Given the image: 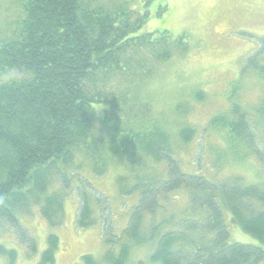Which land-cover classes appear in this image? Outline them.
Masks as SVG:
<instances>
[{"label": "trees", "instance_id": "16d2710c", "mask_svg": "<svg viewBox=\"0 0 264 264\" xmlns=\"http://www.w3.org/2000/svg\"><path fill=\"white\" fill-rule=\"evenodd\" d=\"M104 1L14 0L16 14L0 30V227L14 225L22 243L34 249L33 238L18 226L29 207L57 225L69 177L102 175L111 165L125 163L121 166L132 171L134 182L121 187L127 176H120V191L139 195L117 237L118 250H105L107 264H127L132 246L144 244L152 248L151 264H264V181L245 182L240 176L210 181L188 173L171 156V133L161 120L143 116V108L140 118L133 111L145 103L127 83L140 77L141 89L160 62L188 50L187 34L138 33L145 10L132 15L124 0ZM263 54L264 45L247 61L264 76V65L256 62ZM261 110L264 114V95ZM229 113L232 153L238 154L240 140L264 167V140L255 143L256 131L238 105H231ZM193 134L190 128L179 130L183 141ZM162 162L161 176L146 172L147 164ZM53 181L58 188L52 189ZM180 189L187 193L185 217L157 218L161 202ZM79 196L77 222L90 225L95 218L88 198ZM232 225L255 242L234 240ZM111 241L105 236L107 244ZM47 243L38 264L55 259L58 237L49 233ZM16 253L0 243L4 264H15ZM80 260L102 264L91 254Z\"/></svg>", "mask_w": 264, "mask_h": 264}, {"label": "rangeland", "instance_id": "374dc122", "mask_svg": "<svg viewBox=\"0 0 264 264\" xmlns=\"http://www.w3.org/2000/svg\"><path fill=\"white\" fill-rule=\"evenodd\" d=\"M124 6L132 15L146 11V20L138 33L165 29L170 35L183 33L189 38L188 50L174 52L169 59L160 62L141 89L140 77L134 76L135 83H127L136 98H142L145 103L142 106L137 104L133 111L140 118V108H143L147 110L143 116L152 115L161 120L171 133V156L188 173L210 181L240 176L245 182H263V165L244 145H240V140L238 154L232 153L235 142L226 130L231 121L229 108L238 105L256 131L255 143L264 140V114L261 110L264 76L247 61L264 45V0H124ZM16 11L14 0H0V30L6 29ZM256 62L264 65V54L258 56ZM197 93L201 97H197ZM215 118L219 120L212 123ZM182 128L193 130L189 141L181 140L179 130ZM117 165H111L102 175L81 174L82 166L75 173L80 172L78 175L69 177L71 185L66 189L63 216L57 218V225H50L34 206L20 216L18 226L33 238L34 249L30 248L28 241L22 243L17 227L3 223L0 243L16 250L15 264H38L49 233L58 237L52 264H81L82 254H91L97 261L107 264L105 250L109 247L118 250L120 240L117 237L121 236L130 208L139 195L138 191L130 194L120 191V176H127L126 185L121 187L129 188L134 181L131 170L122 167V163ZM146 172L161 176L165 172L163 162L160 165L147 164ZM55 187L58 188V183L53 181L52 189ZM79 193L88 198L95 218L90 225L80 226L77 222ZM186 194L185 189L170 193L161 202L163 211H158L157 218L172 216L171 220L176 221L185 217ZM230 232L234 240L255 242L236 225L230 227ZM105 236L112 240L110 244L105 242ZM151 251L146 244L132 246L127 264H151L147 262ZM5 261L0 255V264Z\"/></svg>", "mask_w": 264, "mask_h": 264}, {"label": "bare ground", "instance_id": "6f19581e", "mask_svg": "<svg viewBox=\"0 0 264 264\" xmlns=\"http://www.w3.org/2000/svg\"><path fill=\"white\" fill-rule=\"evenodd\" d=\"M11 9V8H10ZM126 9V8H125ZM251 72V71H250ZM250 79V78H249ZM252 90V89H251ZM231 92V91H230ZM251 100V99H250ZM196 108V107H195ZM224 109V108H223ZM207 110V109H206ZM193 113V112H192ZM244 124V123H243ZM209 140V139H208ZM216 142V141H215ZM104 157V156H103ZM199 180V179H198ZM140 183V182H139ZM227 184V183H226ZM249 185V184H248ZM232 187V186H231ZM93 188V187H92ZM63 207V206H62ZM90 207V206H89ZM180 212V211H179ZM178 212V213H179ZM33 215V214H32ZM65 218V217H64ZM101 218V217H100ZM164 218V217H163ZM19 220V219H18ZM17 225V224H16ZM205 227V226H204ZM86 229V228H85ZM26 233V232H25ZM192 235V234H191ZM48 244V243H47ZM186 247V246H185ZM28 248V247H27ZM209 254V253H208ZM6 258V257H5ZM27 259V258H26Z\"/></svg>", "mask_w": 264, "mask_h": 264}, {"label": "clouds", "instance_id": "9594fccd", "mask_svg": "<svg viewBox=\"0 0 264 264\" xmlns=\"http://www.w3.org/2000/svg\"><path fill=\"white\" fill-rule=\"evenodd\" d=\"M96 110H98V109H96Z\"/></svg>", "mask_w": 264, "mask_h": 264}]
</instances>
